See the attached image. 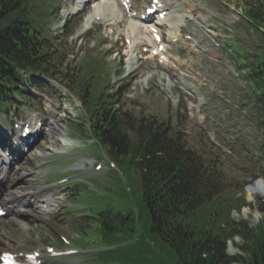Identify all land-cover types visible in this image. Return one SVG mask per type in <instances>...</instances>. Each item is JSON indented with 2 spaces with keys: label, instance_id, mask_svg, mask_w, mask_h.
Returning <instances> with one entry per match:
<instances>
[{
  "label": "rangeland",
  "instance_id": "obj_1",
  "mask_svg": "<svg viewBox=\"0 0 264 264\" xmlns=\"http://www.w3.org/2000/svg\"><path fill=\"white\" fill-rule=\"evenodd\" d=\"M29 1L32 10L44 19L45 29L51 37L50 48L55 49L58 56L50 66L52 78H47L53 87L37 90L29 83H20L18 87L26 101L11 96L7 110H0L6 116L3 119L0 115V125L5 126L17 119L23 122L47 119L43 135L26 153H22L16 137L11 133L6 136L11 145L17 144L10 168L12 178L23 172L27 174L19 188L25 202L5 217L6 222H0L1 240L7 241L10 248L27 251L43 244H57L59 236L64 235L83 253L47 261L65 264H128L129 261L123 258L126 249L136 242L151 240L143 225L139 167L114 158V167L109 168L106 166L112 158L108 154L109 147L98 145L88 136L89 130L85 126L89 124L88 112L72 90L84 69H87V77L91 74L88 83L92 84V91L114 95L111 99L115 101V107L133 117L135 123L139 119L145 123L161 122L163 128L170 130L168 135L172 144L179 140L183 148L200 150L206 155L214 173L212 185L222 187L231 197L229 203H225V207L231 204L226 208L230 211V219L246 222L249 227L261 221L263 212L259 207L264 204V196L254 191L249 195L246 188L254 178L261 177L258 166L264 151L262 105L253 77H241L244 66L238 65L235 53L236 43L238 51L248 55L249 61L253 54L264 57L261 34L240 15L244 4L255 0H170L180 12L187 14V32L181 30L190 40L171 43L166 40V35L167 66H157L150 58L147 60L150 53L143 54L141 48L145 43L142 42L135 45L131 57L123 54L126 49L124 38L135 42L143 38V31H147L146 24L137 17L121 19L119 12L116 13L119 23L94 20L79 33L85 29L82 27L86 16L95 14L94 8H99L103 1L113 0H90L78 14L74 0ZM148 2L132 0L133 9L142 11ZM117 4L114 8L110 3L105 4L107 9H102V13L108 16V12H116ZM109 23L112 25H107ZM160 28L165 31V25ZM128 58L133 62L131 65H128ZM87 63L95 65L91 73L85 66ZM170 72L184 73L187 93L192 95H187V106L184 101L174 102L165 97L167 76L175 84L174 90L182 87L169 75ZM37 78L44 79L41 75ZM80 120L85 123L83 126H77ZM42 152L47 157L40 161L36 156ZM93 159L102 162L106 168L95 171ZM35 168H43L45 173H33ZM14 169L17 172H13ZM64 175L71 178L66 183L71 187L54 186ZM49 192L55 201L51 202L50 211L43 212L39 208L41 198ZM235 195L243 197L245 202L239 208L232 199ZM21 207L25 208L24 212H20ZM225 207L222 205V210ZM105 212L113 216L126 213L134 216V222L126 218L118 220L122 221L118 223L122 228L111 231L118 236L116 242L104 241L96 228V218ZM86 221L87 225L84 224ZM248 243L249 239L233 233L225 242L226 251L244 257ZM3 245L0 241V252ZM108 249H119L120 252H114V258L107 259L103 252Z\"/></svg>",
  "mask_w": 264,
  "mask_h": 264
},
{
  "label": "trees",
  "instance_id": "obj_2",
  "mask_svg": "<svg viewBox=\"0 0 264 264\" xmlns=\"http://www.w3.org/2000/svg\"><path fill=\"white\" fill-rule=\"evenodd\" d=\"M242 10L251 19V28L261 34L264 45V34L259 31L264 28V0L245 3ZM44 24L29 0H0V108H6L11 96L23 98L20 83L39 87L37 74L51 76L50 66L58 53L50 48ZM235 53L238 65L247 68L242 76L251 75L258 86L264 119V57L253 54L249 61L248 55L237 49ZM85 66L89 73L95 67L90 63ZM86 70L83 76H77L72 90L88 112L90 136L109 147L112 159L120 158L139 167L143 225L151 240L126 249L123 258L128 264H264V204L259 207L263 217L253 226L230 219L226 208L231 204L225 205L231 197L222 187L212 185L214 173L206 155L183 148L179 140L175 142L176 137L172 144L170 130L161 122L139 119L135 123L133 117L115 107L111 99L114 95L92 91ZM258 167L264 178V151ZM232 199L238 208L245 203L243 197L235 195ZM125 218L134 222L131 213L99 214L96 228L100 237L108 243L116 242L118 236L111 231L120 230L118 223L122 221L118 220ZM233 233L249 239L244 257L226 252L225 242ZM114 252L120 250L108 249L103 255L112 259Z\"/></svg>",
  "mask_w": 264,
  "mask_h": 264
},
{
  "label": "bare ground",
  "instance_id": "obj_3",
  "mask_svg": "<svg viewBox=\"0 0 264 264\" xmlns=\"http://www.w3.org/2000/svg\"><path fill=\"white\" fill-rule=\"evenodd\" d=\"M114 2H109L112 6H113V8H114V6H116V0H113ZM82 0L75 6V8L74 9H76L77 7H79L80 6V4H82ZM109 3H107V2H101V4H100V7L99 8H97V11H95V13L96 14H99V15H102L103 13V11H101L102 9H107L106 7H105V4H106V6L109 4ZM118 3V2H117ZM102 4H104V6L102 5ZM163 5H168V4H166V3H163ZM169 6V5H168ZM105 7V8H104ZM111 8V7H110ZM172 6H169L168 7V12L166 13V16L165 17H163L162 19H158V20H154V21H152V22H150V23H153V24H157L156 22H158V23H162V22H165V24H167V26H168V31H176L177 30V27H179L180 25H181V21H182V19H183V14H181V13H178V12H176V10L174 9V8H172ZM120 12V18L122 19L124 16H125V13L123 12V9L121 10L120 9V7L118 6V9H117V11L115 12H108L107 14H108V16H105L104 14L102 15L103 16V19L104 20H113V21H115L116 23H119L120 22V20L118 19V18H116V13H119ZM158 14V13H157ZM139 18H140V16H139ZM132 18H130V20H131ZM141 19V18H140ZM90 17H89V19L87 20V22H86V24L87 23H89L90 22ZM132 32L134 33V28H132ZM143 35V38L142 39H140V40H135V42L133 41L132 43H131V45H130V47H129V49H127L126 51H125V54L126 55H129V57L130 56H132V54H133V52H132V49H133V47H135V45L137 44V43H140V42H142L143 40H146L148 43H149V41H151V39L150 38H148L147 37V35H146V33L143 31V33H142ZM132 64V61L130 60V58H128V65H131ZM148 76H145V78H147ZM168 85V84H167ZM43 121L44 122H47V119H43ZM21 130H22V128H21ZM31 132L32 133H34V132H36V130H35V128L32 126V129H31ZM38 137V136H37ZM35 141H37V140H35ZM39 157H37L36 156V158H38V159H41L40 161H42L43 159H45L46 157H47V154H45L44 152H42V153H39V154H37ZM19 170V172L21 171L20 170V168L18 169ZM14 172H17V170L15 169L14 170ZM25 174H27V173H24L23 172V174L22 173H20L18 176H17V178H9V182H5L4 183V195H3V203H4V205L7 207V208H9V207H11V206H13L18 200L20 201V202H22L23 203V201L20 199V196H21V191L19 190V188L20 187H22V184H23V181H24V177H25ZM24 175V176H23ZM7 175H3V177H6ZM27 176V175H26ZM256 188V189H255ZM264 190V184H262L261 182H255V183H252L251 185H249V186H247V188H246V192L249 194V195H252L254 192H258V193H260L261 195H263L264 196V194L262 193V191ZM254 191V192H253ZM253 192V193H252ZM55 201V198H54V196H50V195H48V196H46V198H44V202H43V204L42 205H48V203L49 202H54ZM42 205L40 206L41 208H43L42 207ZM4 222H6V219L4 220ZM0 241L1 242H3L4 243V245L5 246H7V242L5 241V240H1L0 239ZM48 264H65V263H48ZM67 264H71V263H67ZM72 264H74V263H72Z\"/></svg>",
  "mask_w": 264,
  "mask_h": 264
}]
</instances>
